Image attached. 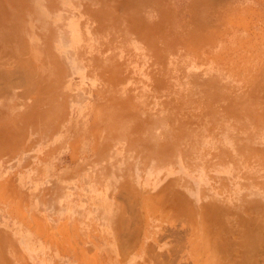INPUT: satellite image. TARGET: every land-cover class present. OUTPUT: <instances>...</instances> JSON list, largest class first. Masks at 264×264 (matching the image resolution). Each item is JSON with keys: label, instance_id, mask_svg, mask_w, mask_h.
<instances>
[{"label": "rangeland", "instance_id": "rangeland-1", "mask_svg": "<svg viewBox=\"0 0 264 264\" xmlns=\"http://www.w3.org/2000/svg\"><path fill=\"white\" fill-rule=\"evenodd\" d=\"M0 264H264V0H0Z\"/></svg>", "mask_w": 264, "mask_h": 264}]
</instances>
